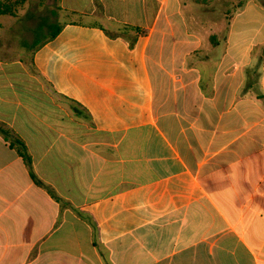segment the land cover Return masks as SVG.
<instances>
[{"label":"crops","instance_id":"0c3cea01","mask_svg":"<svg viewBox=\"0 0 264 264\" xmlns=\"http://www.w3.org/2000/svg\"><path fill=\"white\" fill-rule=\"evenodd\" d=\"M0 126V264H264V0H26Z\"/></svg>","mask_w":264,"mask_h":264},{"label":"trees","instance_id":"16d2710c","mask_svg":"<svg viewBox=\"0 0 264 264\" xmlns=\"http://www.w3.org/2000/svg\"><path fill=\"white\" fill-rule=\"evenodd\" d=\"M26 0H3L0 1V15H16L18 8L25 3ZM0 133L11 143L12 147L17 148L19 155L24 159L27 165H31L32 158L28 152L25 143L17 137H14L3 126H0ZM32 177L39 185L42 183L32 173Z\"/></svg>","mask_w":264,"mask_h":264},{"label":"rangeland","instance_id":"374dc122","mask_svg":"<svg viewBox=\"0 0 264 264\" xmlns=\"http://www.w3.org/2000/svg\"><path fill=\"white\" fill-rule=\"evenodd\" d=\"M24 5V4H23ZM21 5V6H23ZM20 6V7H21ZM55 28H50L48 31H46V29H40L38 31H35L32 37V42L30 43V36H25L22 38V44L24 46V48H27L28 50H32L36 47V42L37 43H41L43 42L47 35L54 32Z\"/></svg>","mask_w":264,"mask_h":264}]
</instances>
